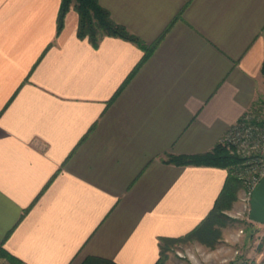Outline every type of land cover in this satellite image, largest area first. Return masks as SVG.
<instances>
[{
  "label": "crops",
  "instance_id": "0c3cea01",
  "mask_svg": "<svg viewBox=\"0 0 264 264\" xmlns=\"http://www.w3.org/2000/svg\"><path fill=\"white\" fill-rule=\"evenodd\" d=\"M62 0H0V245L23 264H156L229 171L212 150L264 85V0H99L136 42L78 36ZM258 256L264 257V241Z\"/></svg>",
  "mask_w": 264,
  "mask_h": 264
},
{
  "label": "rangeland",
  "instance_id": "374dc122",
  "mask_svg": "<svg viewBox=\"0 0 264 264\" xmlns=\"http://www.w3.org/2000/svg\"><path fill=\"white\" fill-rule=\"evenodd\" d=\"M252 108L247 119L255 129L253 135L247 144L228 148L231 154L240 158L233 165L234 173L239 179V188L230 207L224 212L225 218H221L215 225L216 237L212 239L207 235H193L165 241L162 244L164 249L160 264H237L241 258L239 256L259 255L264 241V224L254 222L249 217L251 202L248 199L249 183L247 181L253 179L262 167L264 85L260 87L258 101ZM244 114L240 119L244 117ZM0 264L23 263L10 259L8 255L7 257L2 255Z\"/></svg>",
  "mask_w": 264,
  "mask_h": 264
},
{
  "label": "trees",
  "instance_id": "16d2710c",
  "mask_svg": "<svg viewBox=\"0 0 264 264\" xmlns=\"http://www.w3.org/2000/svg\"><path fill=\"white\" fill-rule=\"evenodd\" d=\"M79 13V26L78 36L80 38H88L93 45H98L100 40L106 36H119L129 40H132L147 49V54L152 51V48L148 47L145 42L137 35L133 34L128 28L118 23L113 19L109 9L104 7L99 0H62L58 20H57V32L58 34L64 27L65 18L71 7ZM262 74L264 76V64L262 66ZM253 108H250L245 114L251 112ZM230 149L222 142L218 143L212 150L205 153L185 155V154H169L166 161L173 162L179 165H214L227 168L229 171L228 178L225 186L218 197L215 206L207 215V217L191 232L183 237L178 238H162L161 243V257L156 264H160L164 246L162 245L165 241H173L182 239L193 235H207L215 238V232L217 229L215 225L225 218V210L230 207L233 199L237 195L239 188V179L236 177L233 169V165L239 161V157L235 154H231ZM5 255L10 259H16L11 253H9L3 246L0 245V256ZM20 262V261H19ZM116 264L115 262L104 259L101 257H88L82 264Z\"/></svg>",
  "mask_w": 264,
  "mask_h": 264
},
{
  "label": "built area",
  "instance_id": "2783aa9c",
  "mask_svg": "<svg viewBox=\"0 0 264 264\" xmlns=\"http://www.w3.org/2000/svg\"><path fill=\"white\" fill-rule=\"evenodd\" d=\"M250 113V112H249ZM249 113L245 115L242 119L236 122L232 127L228 130L224 138L222 139V143L226 145L228 148L233 146L245 145L248 143V140L253 135L255 129L250 125L247 119ZM264 177V154L262 155V167L255 175V177L251 180H248L249 183V198L251 202V197L254 188L259 184L261 179ZM241 257L237 264H264V257L261 256H251V257Z\"/></svg>",
  "mask_w": 264,
  "mask_h": 264
},
{
  "label": "water",
  "instance_id": "95a60500",
  "mask_svg": "<svg viewBox=\"0 0 264 264\" xmlns=\"http://www.w3.org/2000/svg\"><path fill=\"white\" fill-rule=\"evenodd\" d=\"M249 217L254 222L264 224V177L253 190Z\"/></svg>",
  "mask_w": 264,
  "mask_h": 264
}]
</instances>
